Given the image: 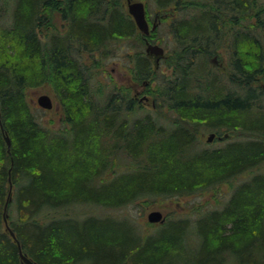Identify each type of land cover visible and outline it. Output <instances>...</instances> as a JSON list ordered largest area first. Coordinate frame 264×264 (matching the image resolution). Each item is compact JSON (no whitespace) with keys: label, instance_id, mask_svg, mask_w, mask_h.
<instances>
[{"label":"trees","instance_id":"16d2710c","mask_svg":"<svg viewBox=\"0 0 264 264\" xmlns=\"http://www.w3.org/2000/svg\"><path fill=\"white\" fill-rule=\"evenodd\" d=\"M176 28V47L154 67L123 0H0V264H21L3 222L9 182L8 225L36 264H264V0H208ZM119 42L136 47L128 70L154 82L156 106L180 124L124 112L115 88L103 102L94 95L83 55L104 59ZM220 47L228 81L216 88L207 58ZM43 81L69 103L68 133L43 127L26 98ZM231 126L248 139L198 146L196 131ZM241 166L251 177L229 202L170 218L146 243L95 212L76 218L80 205L109 212L213 189Z\"/></svg>","mask_w":264,"mask_h":264},{"label":"rangeland","instance_id":"374dc122","mask_svg":"<svg viewBox=\"0 0 264 264\" xmlns=\"http://www.w3.org/2000/svg\"><path fill=\"white\" fill-rule=\"evenodd\" d=\"M149 2L151 9L153 10V4H155L156 0H145ZM159 1V0H157ZM186 0L181 1L182 5L183 2ZM192 1V0H191ZM190 0L186 1V7L185 9H181L178 7L177 15H190L194 14L196 11H198L200 7L208 6V0H193L192 3ZM146 2V3H147ZM204 3V4H203ZM185 10V12H183ZM154 11V10H153ZM153 11L151 12L153 14ZM174 14V15H175ZM53 27L56 28L59 24V15L58 13H53ZM170 19V16L167 20ZM167 21H164L162 23V26H160V32L158 35L154 34V39L158 42V45L162 46L164 49V56L156 60V56L149 55L150 61L152 62V65L157 67L161 60L163 58L170 57V51L176 47V44H174V39L171 36L170 40H167V35H165V32L162 30L164 28V25H166ZM167 26V25H166ZM48 29H41L42 35L46 33ZM140 32V31H139ZM43 38V37H42ZM162 38V39H160ZM159 40V41H158ZM122 43L126 45L125 40H121ZM153 44V43H152ZM157 44V43H155ZM218 55L223 62V64L226 66V69H228V54L225 48H218ZM142 50L145 53V45L142 46ZM132 56V55H131ZM244 57H248V52L245 50ZM209 58V56H208ZM207 58V60H208ZM84 61H86L88 68H92L90 71V75L93 77H90L91 79V86L93 93L95 96L98 97V100L100 102H103L104 95L106 91H109L111 88H115L117 91L119 89V86H127L128 81L132 79H129L128 76H132V73L127 68V64H131L130 62V55L128 54V48L127 46L125 49H120V42L116 44V46L113 48V50L108 52V55L104 59H96L93 60L89 55H83ZM161 59V60H160ZM158 61H160L158 63ZM199 61V60H198ZM158 63V64H156ZM215 68V67H214ZM163 71L162 74H169L171 72L170 68L164 67L163 65L159 68V71ZM215 70L219 71L217 68ZM160 71V72H161ZM215 73L216 76H218L217 72ZM224 74V73H223ZM225 74H228L226 72ZM225 76V75H224ZM219 77V76H218ZM132 78V77H131ZM215 87L220 88L223 84L221 81H219V78H216ZM225 80V78H224ZM146 82V84H144ZM138 84L133 87V92L135 89L140 90L139 95L147 94L149 96L148 100L137 102L135 101V107H134V114L135 116H142L145 113H150L151 115H163L160 118L157 119L159 123L163 124H180L177 121V118H175V113L173 111H163L162 113H154L152 112V105L151 101L153 100V96L149 94V91L147 88L153 87L154 82H150L149 77L147 79H144L143 81H138ZM262 83V82H261ZM136 84V83H135ZM149 84V85H148ZM46 93L52 98L53 105L50 109H43L41 108L37 102L36 98L40 94ZM227 93V92H226ZM133 95V93H131ZM26 98L28 102L30 103L34 113L36 114L37 120L39 123L50 130H54L56 132H63L68 133L69 129H71V123H66L65 120L70 117L73 118L70 114V107L68 106L69 103L67 100H65L62 96H59V94L55 91L54 87L52 86V83L49 81H43L39 85L35 86H29L26 89ZM120 99V97H119ZM166 106L163 108L165 109ZM68 115V117H67ZM69 119V118H68ZM198 125V124H197ZM209 130L207 129H201L199 130V133L197 134L198 139V146L201 147L202 145H206V147H213L214 145H217V143L212 142H206L205 137ZM197 133V132H195ZM210 143V144H209ZM264 170V167L263 169ZM230 185H233L229 183ZM228 191H230L228 184H222L216 186V188L213 189H205L202 192H198L193 195H186L181 197H170L166 199H151V204L147 202L146 200H137L134 203H130L126 205L125 207L119 208V209H113L109 210L107 212L106 210H102L99 207L94 206H88V205H80L78 210V217H76L78 220H83L86 216L89 215L91 212H95V216L98 219V222L100 223H107L111 225L112 227H118L120 229L126 230L128 233L138 236L139 234L141 237L139 238L142 243H146L148 240V236L153 235L156 230H162L163 231H169L170 226L169 225H163L173 217H190L193 219L197 213H200L201 211L211 210L214 208H221L225 202L226 198L228 196ZM153 209H158L162 211V213L166 217V222L159 224L157 222H149L147 220V214ZM107 212V213H106ZM109 214V215H107ZM131 227H135L136 229H131ZM158 234V235H159ZM191 250V248H187ZM175 264H194L193 262H182L177 261Z\"/></svg>","mask_w":264,"mask_h":264},{"label":"flooded vegetation","instance_id":"af4514ba","mask_svg":"<svg viewBox=\"0 0 264 264\" xmlns=\"http://www.w3.org/2000/svg\"><path fill=\"white\" fill-rule=\"evenodd\" d=\"M131 1H137V0H131ZM139 1H142L144 4L145 17H146V20H147L148 25H149L148 35H145V34L140 32L142 35V38L144 40V45L146 46V41H148L150 43H157L158 44V42L154 39V34L158 35V33L160 32V26H162V23L164 21H167L166 22L167 26L164 25V28L162 30L165 32V35H167L166 39L170 40L171 36L173 37L174 33L177 32L176 27L178 25V20L182 16V15H177L175 13L179 12L178 7H180L181 9H185V7H186L185 2L188 0L184 1L183 5L179 4L177 2H173L171 4L165 5L164 0H159V1L156 0L155 4L152 2L153 6H154L153 7L154 11L150 10L152 6H150L149 2H147L145 0H139ZM192 1L189 3L193 4ZM123 6L127 12V0H123ZM201 8L202 7L198 8V9L200 10ZM152 11H153V14L151 13ZM169 16H170V19L167 20L169 18ZM153 24L155 25L154 28H152ZM136 29L138 30L137 27H136ZM160 39H162V38H160ZM201 47L202 46H200V45L197 46V48H199V49H201ZM135 49H136L135 46H133V49L130 47V49H129L130 52L128 54H133V51ZM218 50L219 49L216 48L214 53L209 55L208 60L213 67H215L219 70V71L215 70V72L217 71V73L219 75H221L219 77L222 79L225 78L224 81H226V80L228 81V76H227L228 74H225L228 71L226 69V66L223 64V62L221 61V59L218 55ZM213 57H216V59L213 60L212 59ZM159 62L160 61H158V63ZM158 63H156V64H158ZM128 77H129V79H132V81L129 80L127 83L128 84L127 86H119V89L117 91V95H118V97H120V101H121L123 111L129 112L131 115H135L134 114L135 101L141 103V101L143 102L145 100H148L149 96L147 94H144V93H143V95L140 96L139 95L140 90H137V89H135V91L133 92V90H132L133 87H131V86H136L138 83L133 76H128ZM219 77L216 76V78H219ZM144 84H146V82H144ZM147 90L149 91V94H150L149 87L147 88ZM131 93H133V95H131ZM51 100H52V98H51ZM125 103L129 107L128 110L125 107H123V104L126 106ZM156 104H157L156 100L153 98V100L151 101V105L153 106L152 112H154V113H158V112L162 113L163 111H169V112L172 111L168 107H166L165 109H163L164 107H157ZM52 105H53V100H52ZM231 127L232 128L220 127L218 129L217 128L207 129L209 131L205 137L206 142H212V141H215L214 143L219 142V143H217V145H214V147H220L226 143H228V144L234 143L235 144L236 142L245 141L248 139L247 134H245L242 130L237 129V128H240L239 126H237L236 129H234V126H231ZM71 129H72V126H71ZM196 132L197 133H195V135L197 137L199 130ZM209 137H211V140H208ZM250 177H251V173L248 171V168H244L243 166H241L239 169L230 172V175L228 176V178L225 181H223L221 183H216L215 185L216 186L222 185V184H228L229 185L230 191H228V193H227L228 196L226 198V202H229L231 197L239 190L240 187H242L244 185H248V181H249ZM229 183H231L233 185H230ZM165 219H166V217H165ZM164 222H166V220H164L162 222H157V223L162 224Z\"/></svg>","mask_w":264,"mask_h":264},{"label":"water","instance_id":"95a60500","mask_svg":"<svg viewBox=\"0 0 264 264\" xmlns=\"http://www.w3.org/2000/svg\"><path fill=\"white\" fill-rule=\"evenodd\" d=\"M127 12L130 14L132 17L136 27L138 30L145 34L148 35L149 33V25L145 17V10H144V4L142 1H131L127 0ZM154 24L152 25V28H154ZM145 53L147 55H154L156 56V60L164 56V49L162 46L155 44V43H150L146 41V46H145ZM213 60L216 59V57L212 58ZM36 102L40 107L50 109L52 107V100L50 96L46 93L40 94L36 98ZM1 125V123H0ZM3 135L4 139L6 142L7 149L9 150L10 147V139L7 135V133L3 130ZM208 140H211V137L208 138ZM11 192H12V186L11 183L9 182V189L7 193V198L5 200L4 206H3V222L5 225V229L9 232L10 236L13 238V240L16 242L17 249H18V255L20 258L21 264H36L32 259H30L23 251L20 245L19 240L15 237L14 231L10 228L8 225L7 221V204L11 200ZM164 215L162 212L158 209H153L147 214V220L149 222H162L164 221Z\"/></svg>","mask_w":264,"mask_h":264},{"label":"bare ground","instance_id":"6f19581e","mask_svg":"<svg viewBox=\"0 0 264 264\" xmlns=\"http://www.w3.org/2000/svg\"><path fill=\"white\" fill-rule=\"evenodd\" d=\"M183 12H185V10H183ZM40 29H41V28H40ZM41 35H42V31L40 30V31H39V37H40L42 40H44L46 34H44V36H41ZM42 37H43V38H42ZM41 108H43V107H41ZM43 109H47V108H43Z\"/></svg>","mask_w":264,"mask_h":264}]
</instances>
